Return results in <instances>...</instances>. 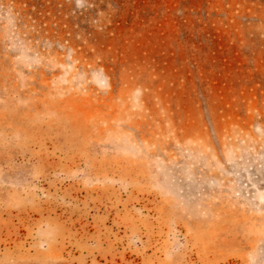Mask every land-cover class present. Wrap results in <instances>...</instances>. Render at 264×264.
<instances>
[{"label": "rangeland", "instance_id": "obj_1", "mask_svg": "<svg viewBox=\"0 0 264 264\" xmlns=\"http://www.w3.org/2000/svg\"><path fill=\"white\" fill-rule=\"evenodd\" d=\"M0 264H264V0H0Z\"/></svg>", "mask_w": 264, "mask_h": 264}, {"label": "bare ground", "instance_id": "obj_2", "mask_svg": "<svg viewBox=\"0 0 264 264\" xmlns=\"http://www.w3.org/2000/svg\"><path fill=\"white\" fill-rule=\"evenodd\" d=\"M154 36V35H153Z\"/></svg>", "mask_w": 264, "mask_h": 264}]
</instances>
